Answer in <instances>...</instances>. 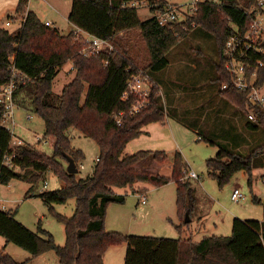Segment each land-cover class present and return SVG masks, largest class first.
Masks as SVG:
<instances>
[{
    "label": "trees",
    "instance_id": "trees-1",
    "mask_svg": "<svg viewBox=\"0 0 264 264\" xmlns=\"http://www.w3.org/2000/svg\"><path fill=\"white\" fill-rule=\"evenodd\" d=\"M27 1L17 2L16 12L24 17L18 28L9 31L0 27V84L10 78L9 62L13 56L17 70L28 78L14 91L15 104L42 118L43 137L52 138L53 154L47 155L25 143L15 147L12 163L4 165V155L10 153L7 148L11 134L3 124L0 111V183L7 184L13 178H21L32 183L33 187L47 171H52L64 184L42 192L40 198L50 208L52 203H65L69 198H75V210L70 217L54 213L65 230V242L59 245L41 226L38 231H31L17 221L10 210L0 208V235L6 243L13 242L33 256L54 250L60 264H103L106 249L121 243L127 245L124 264H264V220L234 217L230 235H209L199 241H193L191 237L124 235L107 231L104 226L107 205L124 201V196L115 189L132 187L137 182L160 186L174 180L179 214L189 218L197 197L189 179L183 178L187 165L179 152L173 155L170 176L135 168L148 157L164 159L167 156L164 152L139 150L124 156L122 153L127 142L142 133L143 126L164 120L165 110L153 73L167 65V52L188 33L191 24L206 30L214 38L216 60L213 67L214 80L219 84L218 93L244 110V93L230 87L221 89L223 83L230 82L224 70L222 50L230 22L242 29L248 25L250 15L242 7L251 6L253 0H203L185 20L168 25H160L153 15L140 19L137 8L123 5L132 0H72L68 21L73 28L66 34L44 24L35 12L27 10ZM145 1L149 3L151 13L167 3L164 0ZM184 25L189 30H183ZM75 27L110 40L115 49L82 52L87 43L82 34L75 33ZM133 29L140 31L146 44L149 60L143 69L154 82L149 104L139 112L129 114L134 96L123 93L129 77L137 69L131 65L118 35ZM68 61L72 62L75 75L61 93L56 94L52 90L53 78ZM121 111L123 115L117 123L115 116ZM258 115L254 122L247 120L248 128H264V110H259ZM71 127L95 139L99 146L94 168L84 177L66 171L64 154L74 159L78 170L77 161L82 157L67 135ZM198 138L204 137L199 135ZM204 139L216 145L210 138ZM263 152L264 142L247 155L220 147L213 158L206 160L207 173L220 187L239 171H244L251 183L252 169L258 166L255 157ZM176 228L180 230L181 226ZM0 264L21 263L0 250Z\"/></svg>",
    "mask_w": 264,
    "mask_h": 264
},
{
    "label": "rangeland",
    "instance_id": "rangeland-1",
    "mask_svg": "<svg viewBox=\"0 0 264 264\" xmlns=\"http://www.w3.org/2000/svg\"><path fill=\"white\" fill-rule=\"evenodd\" d=\"M17 1L0 0V27L9 31L18 28L22 15L16 12ZM71 1L32 0L30 9L42 19L47 15L55 21L60 33L66 34L73 28L67 18ZM164 1L188 5L191 0ZM137 12L142 20L152 15L148 3L138 6ZM8 20L15 24L6 25ZM182 28L189 30L186 25ZM118 36L133 68L143 69L149 60V53L140 31L133 29ZM166 57L167 65L153 73L159 85L166 119L164 122H150L146 132L127 142L125 150L130 154L139 150L164 152L167 158L158 160L149 157L137 163L135 168L165 176L171 175L173 155L179 152L186 168L198 175L197 178H189L197 197L195 207L189 215L190 220L185 222V215L181 216L178 211L177 184L174 180L160 186L137 182L132 187L115 189L124 196V201L110 202L107 205L105 230L124 235L191 237L193 241H199L209 235H230L234 217L264 219L263 207L259 202L260 198H264V152L255 157L258 166L252 169L251 183L248 175L239 171L220 187L217 180L207 173L206 160L213 158L220 147L247 155L255 146L264 142V128H248L246 111L218 93L219 84L214 80L216 47L213 36L191 24L188 33L167 52ZM74 75L72 62H66L53 78V92L60 94ZM27 114L30 118H26ZM5 124L12 127L9 122ZM13 132L26 144L33 145L47 155L53 154L51 137L37 141L36 138L44 134V122L30 109H15ZM67 135L71 145L82 153L77 161V175L84 177L91 174L99 153L97 142L74 127L67 130ZM199 135L210 138L216 145L209 143L207 139H199ZM63 163L66 165L65 160ZM81 164L83 168L80 167ZM17 170L21 172L19 168ZM63 184L52 171H47L33 187L25 179L13 178L7 184L0 183V198L4 200L1 204L31 231L36 232L41 226L52 235L56 244L63 245L64 225L56 219L54 213L70 217L75 210V198H69L65 203H52V208L40 198L42 192L57 189ZM235 187L246 195V200L231 199V192ZM141 193H145L147 197L144 204L139 202ZM177 226H181V229L178 230ZM0 250L21 264H60L54 250L33 256L13 242L6 243L1 235ZM126 251L125 243L109 246L104 253L103 264H124Z\"/></svg>",
    "mask_w": 264,
    "mask_h": 264
},
{
    "label": "built area",
    "instance_id": "built-area-1",
    "mask_svg": "<svg viewBox=\"0 0 264 264\" xmlns=\"http://www.w3.org/2000/svg\"><path fill=\"white\" fill-rule=\"evenodd\" d=\"M201 1L203 0H191L188 5L167 2L162 8L155 10L152 15L155 16L160 25L180 23L197 10L198 3ZM205 1L218 2V0ZM144 3L148 2L132 0L123 5L137 8ZM242 8L246 14L250 15V19L244 29L230 22L229 33L222 50L224 70L229 75L230 82L223 83L221 89L230 87L244 93L246 96L244 110L247 119L254 122L258 120V111L264 110V0H253L251 6H243ZM44 24L50 26L49 21H45ZM6 25H9V21H6ZM74 30L76 34H82L85 38L87 46L82 50L84 53L110 52L115 49L108 39L98 37L78 27H75ZM13 62V56H11L9 62L10 78L0 84V111L3 124L11 134L7 148L10 153H6L3 159V164L7 166L12 163V158L15 156V147L25 144L13 132L17 107L14 101V91L19 84L26 83L28 78L17 70ZM153 82L151 75L146 70L137 69L135 73L131 74L123 93V95L132 94L134 96L128 111L129 114H135L149 104V94ZM122 115L123 112L121 111L115 116L117 123H120ZM26 118H30V115L27 114ZM6 122H9L12 127L7 126ZM36 139L41 141L44 137L38 136ZM80 167L83 168V165L81 164ZM183 173H185L184 177L186 178L198 177L193 170L187 168L183 170ZM139 196V202L143 204L147 202L145 193H141ZM231 199L244 201L246 195L235 187L231 192ZM2 201L4 200L0 198V208L5 209L1 204Z\"/></svg>",
    "mask_w": 264,
    "mask_h": 264
},
{
    "label": "crops",
    "instance_id": "crops-1",
    "mask_svg": "<svg viewBox=\"0 0 264 264\" xmlns=\"http://www.w3.org/2000/svg\"><path fill=\"white\" fill-rule=\"evenodd\" d=\"M31 1L32 0H28L27 1V10H31L30 9V3H31ZM18 2V1H17ZM17 6V5H16ZM33 12H35L34 10H32ZM70 12V11H69ZM36 13V12H35ZM69 14V13H68ZM36 15H37V13H36ZM38 16V15H37ZM42 22H45V21H49L50 22V26H53V27H56L55 26V21H53L52 19H50L49 17H47V15H45L44 16V18L42 19V18H40V17H38ZM67 18H68V15H67ZM21 21H20V23H19V25H18V27L21 25V23H22V21H23V19H24V17L22 16L21 18ZM15 20V19H14ZM9 21V20H8ZM11 24H15V23H11L10 21H9V25H11ZM72 26V25H71ZM56 28H58V27H56ZM71 30V29H70ZM69 32V31H68ZM17 108H19L18 106L16 107V109ZM166 115V114H165ZM166 118H164V120H165ZM164 120L162 121V122H164ZM151 123H149V124H146L145 126H143L142 127V133H144V132H146V128L148 127V125H150ZM128 154H130V153H128L126 150H125V148H124V150H123V153H122V155L124 156V155H128ZM149 158V157H148ZM166 158H167V156H166ZM173 161V160H172ZM172 161H171V163H172ZM92 169H93V167H92ZM189 179V178H188ZM260 198V197H259ZM259 202L261 203V205H262V207H263V214H264V198L262 199V198H260L259 199ZM262 220H264V219H262ZM262 220H259V221H262Z\"/></svg>",
    "mask_w": 264,
    "mask_h": 264
},
{
    "label": "water",
    "instance_id": "water-1",
    "mask_svg": "<svg viewBox=\"0 0 264 264\" xmlns=\"http://www.w3.org/2000/svg\"><path fill=\"white\" fill-rule=\"evenodd\" d=\"M64 156H65L66 161H67L66 171L68 173H77L78 172V168H77V165H76L74 159L68 154H64ZM188 219L189 218L186 215L185 220L187 221Z\"/></svg>",
    "mask_w": 264,
    "mask_h": 264
}]
</instances>
